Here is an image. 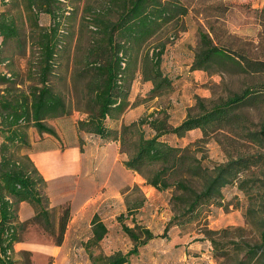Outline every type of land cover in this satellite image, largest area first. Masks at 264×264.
Instances as JSON below:
<instances>
[{
	"label": "trees",
	"instance_id": "obj_1",
	"mask_svg": "<svg viewBox=\"0 0 264 264\" xmlns=\"http://www.w3.org/2000/svg\"><path fill=\"white\" fill-rule=\"evenodd\" d=\"M6 1L3 0L5 10L0 14V68L7 69L0 72V264H17L15 247L23 242L21 233L28 225H41L60 247L71 219L70 208L64 209L60 218L49 208V200L43 195L47 182L29 156V130L36 129L40 139L46 135L58 138L57 131L47 122L72 113L53 79L58 77L56 70L64 58L63 39L70 35L64 25L74 17L67 8L68 0ZM191 5V0H108L101 10L89 16L83 13L82 23L93 26L95 32L83 66L75 73V79L87 78L89 99L87 117L79 120L75 128L79 133L94 135L103 144L118 143L120 153L127 157L125 168L142 176L148 186L159 192L174 190L171 201L175 215L171 225L195 221L206 207H226L225 192L234 187L247 192L251 199L247 211L255 215L258 242L242 239L237 235L240 229L233 236L230 230L208 231L205 240L210 242L217 263L264 264V121L260 131H252L249 119L239 112L263 101L264 84L248 87L211 105L200 99V111H191L178 125L171 122L165 109H157L130 124L122 122L131 107L130 96L138 76L152 83V98L173 91V81L162 69L164 46L156 47L151 54L147 45L170 26L177 34L185 32L182 21L189 15ZM216 10L225 13L223 6ZM42 14L51 17L50 27L40 25ZM261 14L264 17V9ZM222 15L215 16L217 23ZM217 30L210 24L209 32L200 34V50L193 70H207L214 63H221L244 74H264V58L220 45ZM17 59L25 61V80L31 83L27 89H23L26 82L22 72L15 68ZM110 122L120 125L111 127ZM196 130L202 131L203 142L223 130L255 144L258 150L256 154L231 157L211 169L204 167L193 153L196 144L181 148L163 140L167 136L184 139ZM250 176L254 178L247 187ZM258 199L262 205L259 210L252 204ZM23 202L35 210V216L25 222L19 219ZM140 206L129 205L128 210ZM123 231L133 242L129 253L95 254L94 249L106 237L108 228L98 215L93 218L92 237L85 244L93 264H130L141 246L154 238L150 230L138 225H124ZM24 254L30 256L31 252Z\"/></svg>",
	"mask_w": 264,
	"mask_h": 264
},
{
	"label": "rangeland",
	"instance_id": "obj_2",
	"mask_svg": "<svg viewBox=\"0 0 264 264\" xmlns=\"http://www.w3.org/2000/svg\"><path fill=\"white\" fill-rule=\"evenodd\" d=\"M107 1L68 0L66 2L74 18L66 21L64 25V27L68 26L67 31L69 30L70 35H66L63 39L66 46L62 51L65 54L56 70L58 77L53 81L58 91L64 95L72 113L68 117L50 120L47 124L53 127L67 144L76 140V123L87 117L85 112L89 101L86 97L87 78L81 76L75 79V73H78L83 66L84 55L95 32L93 26L82 23V16L83 13L89 16V13L93 14L94 11L101 10L106 6ZM191 1L190 13L182 21L186 31L177 34L173 26H170L147 45V50L151 54L156 47L164 46L162 69L172 79L173 91L163 97L152 98L150 95L152 83L145 82L141 76H138L130 96L131 107L122 118L124 125L139 121L157 109L167 110L171 122L178 125L191 111L192 113L200 111L198 106L200 99L211 105L227 100L248 87L264 84V74L255 76L244 74L230 64L214 63L207 70L192 68L200 50V34L208 33L210 24L218 29L220 45L238 50L240 53L245 52L252 57L264 58V17L261 14L264 0H199L195 3ZM218 6H223L225 13L217 11ZM4 10L3 0H0V14ZM216 15H222L219 23L216 21ZM39 20L40 25L44 27H50L52 24L51 17L46 14H42ZM1 42L0 37V45ZM15 64V68L22 72V79L26 82L23 89H27L31 83L25 80V61L17 59ZM0 72H7L6 67H1ZM261 98L263 101L258 105H250L239 111L249 119L250 129L257 132L261 130L264 121V95ZM109 125L119 127L120 123L116 125L110 122ZM202 138V131L196 130L184 139L167 136L163 140L181 148L191 143L196 144L192 147L193 153L202 160L204 167L211 169L217 164L226 163L231 157H237L239 154H256L258 150L255 144L242 140L229 131H218L206 142L201 141ZM29 139L31 143L40 139L36 129L29 130ZM1 143L0 137V145ZM137 177L139 183L135 186L138 189L134 190L135 186H133L123 190L125 209H119L116 204L101 208V211L95 214L108 228L106 237L94 249L95 254L111 256L117 252L129 253L133 249V242L123 231L124 225L129 227L138 225L150 230L154 235L152 240L141 246L139 254L131 258L132 264H197L191 260V255L195 251L190 247L197 241H206L208 231L230 230L233 236L234 232L240 229L237 235L242 236V239L250 243L258 242L260 233L255 225V215L247 211L251 199L247 192L238 187L225 192L226 207H206L195 221L177 226L171 225L175 215L171 201L174 190L159 192L148 186L142 176ZM253 178L254 176L248 178L247 187L252 185ZM76 184L77 181L68 180L63 186H59L56 190L57 200L60 199L62 191V196L72 191L76 193ZM47 188L48 186L43 190V195L48 198L49 208L53 209L56 218H60L64 209L72 210V205H78V201L72 202L74 195H71L69 197L71 201L63 204L56 202V206L51 207ZM80 189L84 192L82 184ZM138 204L141 206L128 210L129 205ZM252 204H256L254 208L258 210L262 207L259 199ZM121 215L124 217L119 220ZM95 216L93 209L83 212L80 226L67 229L64 243L60 247L55 245V237L46 232L41 225L34 223L28 225L21 233L23 242L17 248L14 260L17 264H29V262L30 264H93L85 244L92 237V221ZM25 251L31 252V255H25ZM213 259L209 253L208 257L198 264H223ZM224 264H232V262L227 261Z\"/></svg>",
	"mask_w": 264,
	"mask_h": 264
},
{
	"label": "crops",
	"instance_id": "obj_3",
	"mask_svg": "<svg viewBox=\"0 0 264 264\" xmlns=\"http://www.w3.org/2000/svg\"><path fill=\"white\" fill-rule=\"evenodd\" d=\"M75 131L74 143L67 144L59 135L58 138L46 135L33 142L29 152L31 160L47 182L51 207L56 206V202L63 204L71 201L69 198L71 195H74L73 203L78 201L77 206L72 205L68 229L80 226L81 214L85 211L93 209L95 216L101 208L116 204L119 209H125L123 190L139 183L137 177L139 175L125 168L124 161L127 157L120 153L118 143L103 144L99 138L79 133L76 128ZM68 180L77 181V192L72 191L62 196V191L60 199L57 200L56 190ZM81 184L84 192L80 189ZM34 216L35 210L30 204L26 202L20 204L19 219L21 222L30 220ZM21 244L16 245V250ZM210 245L207 240L195 242L190 247L195 251L191 255L195 258L190 256L191 260L198 264L208 257L209 253L213 259Z\"/></svg>",
	"mask_w": 264,
	"mask_h": 264
}]
</instances>
